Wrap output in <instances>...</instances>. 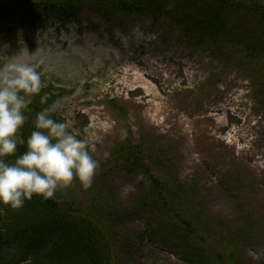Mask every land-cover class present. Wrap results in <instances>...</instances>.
<instances>
[{
  "label": "rangeland",
  "instance_id": "1",
  "mask_svg": "<svg viewBox=\"0 0 264 264\" xmlns=\"http://www.w3.org/2000/svg\"><path fill=\"white\" fill-rule=\"evenodd\" d=\"M78 20L65 31L51 26L42 31L10 33L0 24V66L10 61L27 62L40 72L44 87L52 84L69 91L54 102L51 111L78 138L87 141L92 155L100 161L89 189L74 181L55 195L61 201L87 208L97 179L103 178L105 190H112L110 194L117 203L128 201L137 186L145 184V177L115 169L111 160L115 146L125 141L139 145L143 139L148 140V146L157 142L170 151L179 180L198 182L206 217L228 225L225 238L245 233V242H237L239 264H264V111L253 80L246 79L232 64L222 66L209 52L186 49L175 32L166 34V25L152 27L137 16L102 20L87 10L80 12ZM145 40H151L150 44ZM146 56H153L151 61L180 77L183 70L179 66L187 62L200 78L191 86L169 84L166 91L170 101L163 109L153 107L157 102L133 101L116 75L128 58ZM234 96L240 97L241 109L248 116L247 127L252 129L240 145H232L225 131L215 135L214 124L203 119L212 111L202 112ZM226 104L227 109L233 108ZM196 117L201 122H194ZM233 121L226 123L230 126ZM258 157L261 159L254 162ZM226 175L232 182L223 186L221 180ZM152 177L163 180L160 173L154 172ZM118 231L129 235L134 246L131 261L126 264H183L177 256L146 243L139 217L122 220ZM112 246L118 254L116 245ZM216 246L220 249L221 243ZM208 247L216 249L209 241ZM117 254L115 258H119Z\"/></svg>",
  "mask_w": 264,
  "mask_h": 264
},
{
  "label": "trees",
  "instance_id": "2",
  "mask_svg": "<svg viewBox=\"0 0 264 264\" xmlns=\"http://www.w3.org/2000/svg\"><path fill=\"white\" fill-rule=\"evenodd\" d=\"M83 8L105 18L121 13L142 16L153 25L166 21L176 26L188 43L211 47L217 59L253 80L264 111V0H0V18L16 20L19 27L42 26L41 11L65 23ZM56 98L50 89L31 97L20 130L25 140L34 130L36 114L50 109ZM147 143L125 141L115 146L111 157L118 172L145 177V184L138 185L126 202L117 203L101 178L84 209L57 195L48 200L33 196L18 210L0 205L6 209L0 215V264H126L134 246L118 225L129 217L142 219L149 246H159L183 264H239L237 242H245V233L225 238L228 225L206 217L198 182L179 180L170 151L157 142ZM25 151L26 144H18L8 160ZM154 172L163 180L152 177ZM230 179L226 175L223 186ZM112 243L119 258L114 257Z\"/></svg>",
  "mask_w": 264,
  "mask_h": 264
},
{
  "label": "clouds",
  "instance_id": "3",
  "mask_svg": "<svg viewBox=\"0 0 264 264\" xmlns=\"http://www.w3.org/2000/svg\"><path fill=\"white\" fill-rule=\"evenodd\" d=\"M41 87V74L31 64L10 61L0 66V205L10 210L22 208L33 196L53 198L74 181L87 190L100 167L87 141L70 131L67 123L54 120L51 109L36 114L26 140L20 134L25 109ZM18 144H26V151L9 161ZM4 214L6 209L0 207V215Z\"/></svg>",
  "mask_w": 264,
  "mask_h": 264
},
{
  "label": "bare ground",
  "instance_id": "4",
  "mask_svg": "<svg viewBox=\"0 0 264 264\" xmlns=\"http://www.w3.org/2000/svg\"><path fill=\"white\" fill-rule=\"evenodd\" d=\"M144 42L150 44L151 40H145ZM150 58L153 60V56ZM150 58L147 56L143 59L130 57L127 59L124 68L117 72L116 78L118 80L121 78L123 80L121 85L125 87L122 90L126 91L133 101L138 100V102L143 103L148 101L149 104H155L157 102L153 107L160 110L162 106L167 105L170 101V97L167 96L166 91L169 84L177 83L182 86H191L200 78V74L195 73V68L191 67L187 62L182 61V64L179 66L183 70L182 76L180 77L179 75L174 76L166 67L158 66ZM226 102L233 106V108L227 109ZM241 104L240 97L234 96L233 99L227 97L223 104L213 109H202V112L212 111L211 114L204 116L203 119H208L214 124L212 131L215 132V135L225 131V133H228L227 138H231L232 145H235L237 142L240 145L242 139L245 137V133L252 132V129L249 126L247 127L248 116L245 110L241 109ZM97 116L100 117L99 114ZM226 120L234 121L229 126ZM196 121L201 122L199 117L194 119V122ZM260 159V157L254 158L253 161L258 162Z\"/></svg>",
  "mask_w": 264,
  "mask_h": 264
}]
</instances>
